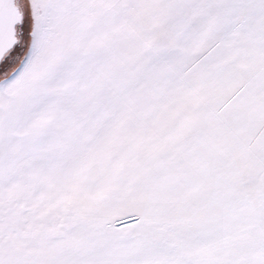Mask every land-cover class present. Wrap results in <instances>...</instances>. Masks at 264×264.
Here are the masks:
<instances>
[{"label": "snow or ice", "instance_id": "6c2138e0", "mask_svg": "<svg viewBox=\"0 0 264 264\" xmlns=\"http://www.w3.org/2000/svg\"><path fill=\"white\" fill-rule=\"evenodd\" d=\"M0 264H264V0H0Z\"/></svg>", "mask_w": 264, "mask_h": 264}]
</instances>
